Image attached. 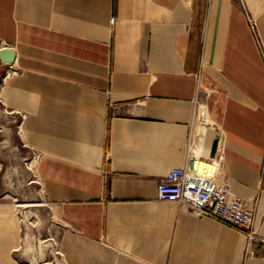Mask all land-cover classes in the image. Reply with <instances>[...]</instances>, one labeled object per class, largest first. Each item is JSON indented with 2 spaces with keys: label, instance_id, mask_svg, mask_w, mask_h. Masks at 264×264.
Instances as JSON below:
<instances>
[{
  "label": "crops",
  "instance_id": "crops-1",
  "mask_svg": "<svg viewBox=\"0 0 264 264\" xmlns=\"http://www.w3.org/2000/svg\"><path fill=\"white\" fill-rule=\"evenodd\" d=\"M0 39L61 264H264V243L156 196L187 162L264 236V0H0ZM20 239L0 189V264Z\"/></svg>",
  "mask_w": 264,
  "mask_h": 264
},
{
  "label": "rangeland",
  "instance_id": "rangeland-1",
  "mask_svg": "<svg viewBox=\"0 0 264 264\" xmlns=\"http://www.w3.org/2000/svg\"><path fill=\"white\" fill-rule=\"evenodd\" d=\"M9 69L7 65L0 68V79ZM19 123L20 116L5 111L0 102V189L15 203L20 260L22 264H61L57 215L43 194L34 167L36 154L24 143Z\"/></svg>",
  "mask_w": 264,
  "mask_h": 264
},
{
  "label": "built area",
  "instance_id": "built-area-1",
  "mask_svg": "<svg viewBox=\"0 0 264 264\" xmlns=\"http://www.w3.org/2000/svg\"><path fill=\"white\" fill-rule=\"evenodd\" d=\"M3 46L6 44L0 41ZM186 163L164 172L156 183L157 198L183 204L197 217L216 220L241 232L246 239V253L252 252L253 243H264V236L251 228V210L230 191L228 183L191 172Z\"/></svg>",
  "mask_w": 264,
  "mask_h": 264
},
{
  "label": "water",
  "instance_id": "water-1",
  "mask_svg": "<svg viewBox=\"0 0 264 264\" xmlns=\"http://www.w3.org/2000/svg\"><path fill=\"white\" fill-rule=\"evenodd\" d=\"M14 57V50L10 47H0V62L10 63Z\"/></svg>",
  "mask_w": 264,
  "mask_h": 264
},
{
  "label": "bare ground",
  "instance_id": "bare-ground-1",
  "mask_svg": "<svg viewBox=\"0 0 264 264\" xmlns=\"http://www.w3.org/2000/svg\"><path fill=\"white\" fill-rule=\"evenodd\" d=\"M198 123V122H197ZM199 124H200V127L203 125V123L202 122H199ZM207 124V123H206Z\"/></svg>",
  "mask_w": 264,
  "mask_h": 264
}]
</instances>
